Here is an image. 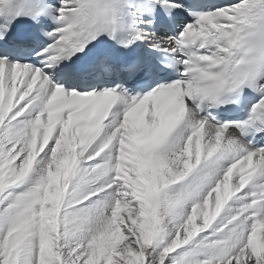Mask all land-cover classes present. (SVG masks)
Masks as SVG:
<instances>
[{"label":"snow or ice","instance_id":"snow-or-ice-1","mask_svg":"<svg viewBox=\"0 0 264 264\" xmlns=\"http://www.w3.org/2000/svg\"><path fill=\"white\" fill-rule=\"evenodd\" d=\"M0 264H264V0H0Z\"/></svg>","mask_w":264,"mask_h":264}]
</instances>
